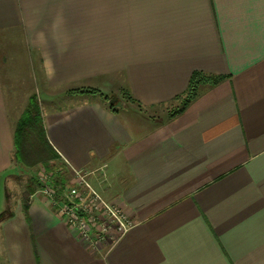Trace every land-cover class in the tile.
I'll return each mask as SVG.
<instances>
[{
    "label": "crops",
    "instance_id": "1",
    "mask_svg": "<svg viewBox=\"0 0 264 264\" xmlns=\"http://www.w3.org/2000/svg\"><path fill=\"white\" fill-rule=\"evenodd\" d=\"M196 71L225 78L172 115ZM34 97L58 161L133 221L112 243L42 184L7 210L11 177L42 173L15 159ZM6 211L0 264H264V0H0Z\"/></svg>",
    "mask_w": 264,
    "mask_h": 264
},
{
    "label": "built area",
    "instance_id": "2",
    "mask_svg": "<svg viewBox=\"0 0 264 264\" xmlns=\"http://www.w3.org/2000/svg\"><path fill=\"white\" fill-rule=\"evenodd\" d=\"M73 176L78 180L79 185L67 192H64V190L61 194L44 179L43 174L39 176V179L42 181V191L53 201L54 206L59 209L66 222L82 240L86 241L91 247L98 248L102 240L109 237L113 242L133 226V221L128 218L122 209L105 201L96 192L86 180L83 172L74 170ZM89 198L96 202L97 209L104 210L106 221L102 225L92 224L91 217L88 216L87 219L85 216L86 210L91 213L90 202H87ZM98 227L99 231L97 230Z\"/></svg>",
    "mask_w": 264,
    "mask_h": 264
},
{
    "label": "trees",
    "instance_id": "3",
    "mask_svg": "<svg viewBox=\"0 0 264 264\" xmlns=\"http://www.w3.org/2000/svg\"><path fill=\"white\" fill-rule=\"evenodd\" d=\"M225 76L208 75L201 71L192 74L186 92L176 99H181V106L174 110L173 114L183 111L193 100H195L204 86L219 84ZM84 92H98L96 90H84ZM128 100H133L130 94L123 93ZM15 159L21 165L32 168L39 164L47 165L52 161L60 159L59 154L50 144L44 120L37 98H32L29 107L22 114L15 128ZM35 188H30L23 199L24 211L28 214L29 201ZM11 212H4L0 220Z\"/></svg>",
    "mask_w": 264,
    "mask_h": 264
},
{
    "label": "rangeland",
    "instance_id": "4",
    "mask_svg": "<svg viewBox=\"0 0 264 264\" xmlns=\"http://www.w3.org/2000/svg\"><path fill=\"white\" fill-rule=\"evenodd\" d=\"M203 88V87H202ZM201 88V89H202ZM120 96H111V98L118 99L117 102L120 103ZM123 98V97H122ZM109 99V98H108ZM179 104L178 106H181V99L176 103ZM39 170L42 172L41 174L44 175V179L49 182V184L58 191L59 194H61L64 190V192H67L68 190L77 187L78 180L71 176L70 171L66 169L65 166L62 165L60 161H52L48 163L47 165L39 164ZM36 166V168L38 167ZM29 176L25 175H13L9 181V190H8V208L7 210H11L14 208L15 203L18 199H24V197L27 195L30 188H37L38 185L41 184V180L38 179L36 181L35 179H32L31 176L36 175L35 171L29 170L28 171ZM40 174V175H41ZM51 182V183H50ZM87 195V194H84ZM87 202H90V211L86 210V218L88 219V216L92 219V224L94 225H102L103 222H105V213L102 209H97L96 202H93L90 198L87 200ZM99 231V227L97 228ZM97 231V234H98ZM96 233V232H95ZM115 234V233H114ZM117 236V234H115ZM109 243H112V239L107 237L105 240H102L100 242V245H107Z\"/></svg>",
    "mask_w": 264,
    "mask_h": 264
}]
</instances>
